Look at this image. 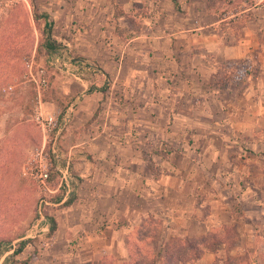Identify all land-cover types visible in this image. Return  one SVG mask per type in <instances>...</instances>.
Returning a JSON list of instances; mask_svg holds the SVG:
<instances>
[{"label":"rangeland","instance_id":"1","mask_svg":"<svg viewBox=\"0 0 264 264\" xmlns=\"http://www.w3.org/2000/svg\"><path fill=\"white\" fill-rule=\"evenodd\" d=\"M198 1L0 0V241H6L7 250L0 264L22 240L30 243L16 262L8 264H53V258L62 251L56 237L53 245H48L47 217L55 219L56 212L65 207L64 200L74 195L80 184L82 162L91 160L82 145L94 142L97 124L103 126L99 119L104 110L101 102L105 91L112 92V78L94 57L100 58L110 50L112 58L104 60L110 66L119 59V40L147 33L146 27L153 25L155 34H168L167 27L180 24L181 15L186 13L181 7L195 2L199 7ZM204 1L208 22L216 21L219 45L234 46L243 33H251L254 42L264 45V36L260 35L264 32V0H202V5ZM169 6L180 14L171 15ZM44 13L53 18L52 37L60 45L51 56L41 46ZM77 41L91 54L94 64L88 62L90 69H80L70 62V57L82 58L74 47ZM261 52L258 47L250 58L220 60L209 72L207 89L202 88L207 96H202L207 100V115L179 122L162 116L153 121L156 135L141 133L139 137L128 136L124 142L127 145L132 139L131 143L145 144L140 157L145 161L148 156L149 163L140 172L145 176L149 170L152 178H163L167 186L178 189L172 205L175 210H192L203 202L201 214L206 215L212 199L220 195L217 184L207 181L209 176H229L234 171L236 177L237 173L250 176L249 182L241 180L236 186L253 195L251 206L238 200L234 209L239 215L247 204L253 218L245 221L236 216L232 222L213 228L206 237L198 236V228L192 226V236L170 237L162 244L163 219L149 216L138 224L139 238L144 242L131 247L138 253L137 264H151L159 248L166 250L161 257L163 264H177L178 256L171 261L167 254L171 249L165 246L173 238L185 241L183 250L196 247L216 254L219 262L214 258L212 264H264V75L258 70L260 62L252 64ZM121 78L126 80L120 75L117 81ZM104 86L103 93L97 92ZM90 88L94 91L88 93ZM193 90L197 92L198 86ZM114 91L117 95L121 92L119 88ZM95 93L99 95L88 97ZM174 108L183 110L179 103ZM49 116L55 119L53 127L43 125ZM183 126L191 127L190 131L182 133ZM96 136L98 144L103 143L104 136ZM133 157L128 150L118 154L122 163H129ZM215 157L238 167L219 166ZM66 167L64 179L60 171ZM45 171L48 180L43 185L39 176ZM58 197L62 198L59 203ZM246 222L249 225L244 226Z\"/></svg>","mask_w":264,"mask_h":264},{"label":"crops","instance_id":"2","mask_svg":"<svg viewBox=\"0 0 264 264\" xmlns=\"http://www.w3.org/2000/svg\"><path fill=\"white\" fill-rule=\"evenodd\" d=\"M195 4L181 7V10L186 8V13L181 15L180 24L166 26L170 29L168 34H155L153 25L146 27L149 30L147 33L119 40V51L116 52L119 59L110 62V66L104 61L107 59L109 62L108 59L112 58L110 50L100 58L94 57L93 60L100 63L102 70L112 78V92L105 91L101 102L104 110L99 119L103 126L97 124L98 128L93 132L94 142L82 145L88 150L91 160L82 162L81 182L71 195L74 201L70 206L59 209L54 217L56 230L50 236L48 245L52 246L56 237L55 243L62 251L53 258V264H127L131 260L129 247L144 242L139 238V222L152 215L159 216L165 224L162 244L170 237L192 236V226L198 228L195 232L198 236L206 237L213 228L232 222L236 216L245 221L253 218L246 208L247 204L239 215L234 209V203L238 200L251 206L253 195L244 193V188L236 186L241 180L249 182L250 176L237 173L236 177L235 171L229 176H209L207 181L217 184L220 195L212 199L211 211L206 215L201 214L203 202L192 210H175L172 205L178 189L167 186L163 178H152L149 170L145 176L140 172L149 163L148 156L146 163L140 157L145 151V144L131 143L132 139L127 145L124 144L128 136L139 137L141 133L156 135L158 131L153 121L162 116L179 122L196 115H207L204 109L207 96L202 88L207 89L209 72L215 70L220 60L250 58L254 48L259 47L262 52L257 54V61L252 64L260 62L258 70L264 75V45L259 46L254 42L251 33H243V38L234 46L219 45L216 21L208 22L206 1L203 5L202 0L198 1L199 7H195ZM169 11L171 15L180 14L170 6ZM160 17L157 16V19ZM260 35L264 36V32ZM214 42L216 45L212 44ZM105 43L110 46L107 41ZM81 44L80 41L74 44L77 56L94 64L89 58L91 54ZM120 75L126 80L121 78L117 81ZM196 86L197 92L193 90ZM114 88H119L121 92L115 94ZM96 95L99 93L88 97ZM176 103L183 106V110H176ZM182 129L184 133L190 131L191 127L183 126ZM97 134L104 136L103 143L98 144ZM125 150L134 156L129 163H122L118 159V154ZM213 160L219 166H231L234 170L238 167L224 158L215 157ZM197 165L204 168V165ZM132 167L134 169L129 170ZM223 220L226 222L223 223ZM243 228L247 229L248 226ZM213 259L219 262L216 254L206 250L195 263L185 264H212Z\"/></svg>","mask_w":264,"mask_h":264},{"label":"trees","instance_id":"3","mask_svg":"<svg viewBox=\"0 0 264 264\" xmlns=\"http://www.w3.org/2000/svg\"><path fill=\"white\" fill-rule=\"evenodd\" d=\"M42 19L44 22V25H43L44 38H43V42H42L41 46H42L43 50L45 51V53H47L48 55L51 56V55H54L55 53L58 52L60 45L52 37V29H53V25H54L53 18L51 16H49L47 13H44V14H42ZM69 59H70V62L74 66H78L80 69H90V64L82 58L70 57ZM2 74H3V71L0 69V75H2ZM106 88H107V86L100 87L99 89H97V92L103 93L106 90ZM92 91H94V90H92V88L88 89V93H90ZM9 148H10V150L13 149L12 147H9ZM9 148L7 149V151L9 150ZM57 200L59 203L62 201V198L58 197ZM73 201H74V196H70L69 198L64 200L62 205L65 207L70 206L73 203ZM47 219L49 220L48 236L50 237L52 234H54V232L56 230V222L51 217H47ZM29 243H30L29 240L19 241L18 246L13 249V251L9 257H6L4 259L3 264L13 263L15 261V258L24 251V249L27 247V245ZM5 245H6V241H3V240L0 241V259L3 257V255L7 251L5 249ZM134 245H136V244H134ZM200 245L201 246L204 245V242H202ZM132 246L133 245H131L129 247L131 260L127 264H137V262H138V257H139L138 253H137V251L132 252L133 251V249L131 248ZM165 246L170 247V249H171V251L167 250L168 251L167 254L170 256L171 261H173V259H174L173 257L178 256V260H176V262H175L177 264H185V263H190V262H193L195 260H198L201 257V254L205 251L202 249L199 250L196 247H189L188 249L183 250L184 246H186L185 241L180 240V239H174V238L172 240H170V242L167 245L165 244ZM181 252H184V254L187 258L185 257V259H184ZM163 253H166V250H164V248H159L158 252L153 257L151 264H156L157 262L159 264H163L164 262H161V257H162ZM190 254H192V258L189 259L188 256H190ZM86 264H90V263H86ZM108 264H112V263H108ZM169 264H171V263H169Z\"/></svg>","mask_w":264,"mask_h":264},{"label":"built area","instance_id":"4","mask_svg":"<svg viewBox=\"0 0 264 264\" xmlns=\"http://www.w3.org/2000/svg\"><path fill=\"white\" fill-rule=\"evenodd\" d=\"M44 84H45V80L43 79L41 81V85L44 86ZM43 125H46L47 127H49L50 125H52V127H53V126H55V119H53V117L49 116L46 119H44V124ZM57 160H58V158H57ZM67 170L68 169L66 167L63 171H60L61 174H62V177L64 179H65V174L67 173ZM39 177H40V180H41L42 184L44 185V183H46L47 180H48V173H47V171H45L44 173H41Z\"/></svg>","mask_w":264,"mask_h":264}]
</instances>
